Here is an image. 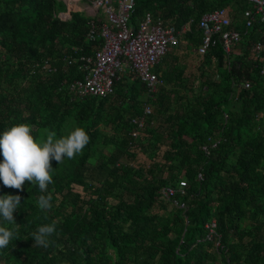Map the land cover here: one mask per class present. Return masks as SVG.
<instances>
[{
	"label": "trees",
	"instance_id": "16d2710c",
	"mask_svg": "<svg viewBox=\"0 0 264 264\" xmlns=\"http://www.w3.org/2000/svg\"><path fill=\"white\" fill-rule=\"evenodd\" d=\"M135 1V29L148 13L178 29L189 23L180 44L193 63L179 65L180 44L171 48L155 69L165 85L147 99L130 69L109 98L76 97L70 85L83 78L79 59L101 44L87 39L90 17L74 12L61 19L62 0H0V134L27 124L37 143L48 132L65 137L72 127L90 137L74 159L52 161L46 192L28 181L22 191L0 192L21 197L13 214L19 227L0 221L18 233L0 249V264H264V81L249 59L264 41V24L246 29V0ZM222 8L241 32V45L227 53L217 44L200 54V20ZM244 80L249 89L240 86ZM148 103L153 113L138 129L131 120ZM156 116L160 123L152 126ZM102 128L137 136L116 141ZM209 138L219 144L207 154ZM90 168L98 180L87 177ZM165 187L175 188L186 207L167 203ZM41 195L51 196L50 210L39 209ZM212 220L218 246L205 239ZM53 221L54 243L34 246L31 233Z\"/></svg>",
	"mask_w": 264,
	"mask_h": 264
},
{
	"label": "built area",
	"instance_id": "2783aa9c",
	"mask_svg": "<svg viewBox=\"0 0 264 264\" xmlns=\"http://www.w3.org/2000/svg\"><path fill=\"white\" fill-rule=\"evenodd\" d=\"M67 11L60 13L67 20L72 13H84L90 17L87 39L90 42L101 40L90 56H81L79 70L83 78L76 79L70 85L72 93L79 98H109L114 95V85L126 69L134 72L146 87V99L153 98L165 81L155 71L167 52L180 44V39L188 30L189 23L178 29L175 25L165 22L162 18H154L148 13L137 29L131 23L135 10V0H62ZM248 8L244 11L243 21L246 29L256 23L264 24V0H246ZM81 5V7L79 5ZM75 7V8H74ZM202 40L199 53L205 54L212 46L221 44L227 53L235 52L241 45L242 34L232 25V19L226 9H216L204 14L200 20ZM257 63L259 75L264 81V41L256 42L250 58ZM77 60L70 61L75 63ZM48 68L47 64L44 66ZM51 73L52 70L50 69ZM244 89L251 87L249 80L240 84ZM153 113L151 103L144 105L142 116L134 118L131 123L138 129L145 126L146 120ZM228 119V116L225 115ZM134 138L137 132L131 134ZM219 144L216 139L209 138L203 150L208 154ZM201 179V175H199ZM180 189L186 186L180 182ZM184 193L183 190H181ZM177 191L173 187H165L161 195L172 206L185 208L176 198ZM206 240L219 245L217 223L212 220L206 224Z\"/></svg>",
	"mask_w": 264,
	"mask_h": 264
},
{
	"label": "clouds",
	"instance_id": "9594fccd",
	"mask_svg": "<svg viewBox=\"0 0 264 264\" xmlns=\"http://www.w3.org/2000/svg\"><path fill=\"white\" fill-rule=\"evenodd\" d=\"M32 128L27 124L10 127L0 134V181L8 188L22 191L25 181L38 185L41 193L53 183L51 160L59 164L64 158L74 159L90 142V137L83 128L77 127L67 136L55 139V132H48L46 142L37 143L31 135ZM50 195L38 198L40 210L52 207ZM19 195L0 196V221L19 227L14 220V212L20 204ZM56 233V223L40 226L31 233L34 246L47 249L54 241L50 238ZM18 235L15 228L0 226V249H5Z\"/></svg>",
	"mask_w": 264,
	"mask_h": 264
},
{
	"label": "rangeland",
	"instance_id": "374dc122",
	"mask_svg": "<svg viewBox=\"0 0 264 264\" xmlns=\"http://www.w3.org/2000/svg\"><path fill=\"white\" fill-rule=\"evenodd\" d=\"M79 5V4H78ZM80 7H81V5H79ZM75 8V7H74ZM186 48V43H184V42H182L181 44H180V49H179V55H180V58H179V65H181V64H183V63H187L188 62V60H189V62L190 63H193V58H191L188 54H190L189 52H188V50H186L185 49ZM188 55V56H187ZM171 62V61H170ZM162 63H163V65L165 64V60L163 59V61H162ZM130 75V71H129V69H126L124 72H122L121 74H120V76L121 77H123V78H126V77H128ZM134 79H131L130 81H129V85H132V84H134L133 81ZM172 89V87H170V86H167V90H171ZM196 90H197V88H196ZM143 98H144V96H143ZM115 102L117 103V102H119L118 100H115ZM118 104V103H117ZM156 107V106H155ZM157 112V110L155 109V113ZM159 123H160V119L158 118V116H156V117H154L153 118V120H152V122H151V125L152 126H158L159 125ZM72 129H75V128H73L72 127ZM71 128L69 129V132H71V130H72ZM102 134H106V136H109V137H111L112 139H114V140H116V141H127V142H131V143H133L134 142V140H135V138L131 135L132 133H130V134H127L126 136L125 135H120V134H117V133H115V132H113L112 130H110V129H107V128H102ZM48 134V133H47ZM64 136V135H63ZM65 136H67V135H65ZM46 139H47V135L43 138V139H40L39 141H38V143H43V142H46ZM57 139V138H56ZM113 146V145H112ZM52 161H54V162H56L54 159L53 160H51V166H53V163L54 162H52ZM124 163H127V161L125 160V159H123L122 160ZM147 162V160H146V158L144 157V156H142V155H140V157H139V163H144V164H147L146 163ZM95 165V164H94ZM87 177L90 179V178H93V181H96V180H98L99 179V174H98V170L96 169V168H90L88 171H87ZM25 184L26 183H24V185H23V187L25 186ZM10 190V188H8V187H5L4 185H3V183H2V181H0V192H7V191H9ZM15 190V189H14ZM77 191H82V189L81 188H77L76 189ZM171 206L169 205L168 206V210H169V208H170ZM217 245V244H216Z\"/></svg>",
	"mask_w": 264,
	"mask_h": 264
}]
</instances>
